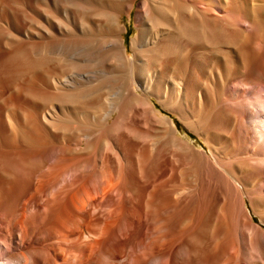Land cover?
Returning <instances> with one entry per match:
<instances>
[{
    "label": "bare ground",
    "instance_id": "6f19581e",
    "mask_svg": "<svg viewBox=\"0 0 264 264\" xmlns=\"http://www.w3.org/2000/svg\"><path fill=\"white\" fill-rule=\"evenodd\" d=\"M10 1L0 97L74 149H0V264H264V0Z\"/></svg>",
    "mask_w": 264,
    "mask_h": 264
},
{
    "label": "rangeland",
    "instance_id": "374dc122",
    "mask_svg": "<svg viewBox=\"0 0 264 264\" xmlns=\"http://www.w3.org/2000/svg\"><path fill=\"white\" fill-rule=\"evenodd\" d=\"M6 1L7 0H0V12L2 13L4 10H9L10 8L13 10V9H16V7L18 8V6H19V8H21V5L19 4L20 2H17V3H14V2H12V1H7V3H6ZM141 0H136V4L137 3H139ZM241 2H243V1H241ZM246 2H248V3H250L251 4V2L252 3H254V4H261L260 2H262V0H246ZM259 2V3H258ZM6 3V4H5ZM12 10H9L10 12L12 11ZM123 11V10H122ZM121 11V12H122ZM11 16V15H10ZM9 16V17H10ZM23 16L22 15H20V18H22ZM10 20H11V17H10ZM120 27H122V28H124L125 30H126V28H127V32H123L122 33V35L125 37V39H126V44H127V49H128V55L129 56H131V54H130V49H129V43H130V40H131V38L136 34V32H137V30H136V27H135V8H133V10L131 11V13H130V16L125 12H122V13H120ZM22 21V24H24V19H22L21 20ZM11 22V21H10ZM21 23V22H20ZM27 27V28H26ZM17 30V34H18V38L20 39V40H22L23 41V39H24V41L26 40L27 42H29V41H31L30 40V37L28 36V33H29V29H28V26H27V24H25L24 25V27L22 26L21 28H20V31L18 30V29H16ZM22 30V31H21ZM24 30V31H23ZM20 33H19V32ZM22 32V33H21ZM14 33H16L15 31H14ZM26 34V35H25ZM20 35V36H19ZM23 35V36H22ZM27 39H26V38ZM23 38V39H22ZM29 39V40H28ZM2 42H0V46H1V48L2 47H4V48H2V49H4V50H7L8 48H6L4 45V43H2ZM4 44V45H3ZM52 77H54V76H52ZM51 77V78H52ZM50 78V79H51ZM50 83H48V85H45V84H41L40 85V89L42 90V91H48V93H50V92H54L55 90H53L52 88H54V87H52L53 85H52V81L50 80L49 81ZM18 83V82H17ZM43 86V87H42ZM45 86H46V88H45ZM48 86V87H47ZM16 88L17 87H13L12 89H10V90H7L6 92L4 91V94H3V92H2V96L0 97V136L2 137V135L4 136V135H7L8 134V136L10 137V139H11V137L12 138H14L16 141H15V143L13 142H9L10 144H4V142H2L3 141V137L1 138L0 137V149H37L38 147H39V149H60V148H63V147H66L67 148V145L66 144H68V147H70V148H67V149H74V147H72L73 146V143H74V139H68V137H66V138H64V140L62 139V138H60V137H58V136H61V135H59L58 133H57V130L55 129V127H51L50 125L49 126H47L48 128L45 130L46 131V133L48 132V136H50V140H48L47 139V137H46V134L42 131V130H40V129H37L36 130V132L34 131V130H32V129H34L33 127H31V124L29 123L30 122V119H33L32 121H36L37 123H39L40 125H41V127H46V125H47V123L46 122H44V120L45 119H43L44 117L42 116L43 114H44V112L45 111H47L49 108H51L53 105V102H51V103H44V105H42V104H40V102H38L37 103V105H27V104H19L20 106H14V105H11L10 104V97L12 96V95H14L17 91H16ZM43 88H45V89H43ZM51 89H52V91H51ZM15 92V93H14ZM9 100V101H8ZM153 101H154V103H155V105H156V108L157 109H159L160 110V112H161V114H163V115H166V116H171L172 118H173V122H174V125H175V127L177 128V130H178V134L180 135V136H186V138H187V140L191 143V144H193L196 148H198V149H200V150H203V151H205V152H207V149H206V147H205V144L203 143V141H202V139H200L199 137H197L194 133H192L185 125H184V123L176 116V115H174V114H172V115H170L169 113H167L166 111H164L161 107H160V105H159V103H158V101L156 100V99H152ZM46 104H50V106L49 105H46ZM25 105V106H24ZM27 105V106H26ZM46 105V106H45ZM30 106H32V108L30 107ZM35 106H39V107H35ZM49 106V107H48ZM30 108V109H28V108ZM26 108V109H25ZM33 108H36V109H33ZM28 109V110H27ZM42 109V110H41ZM47 109V110H46ZM26 110L27 111V113H26V111H25V113H24V111ZM30 110V111H29ZM32 110V111H31ZM37 110H39V112L37 111ZM22 111V112H21ZM21 112V113H20ZM34 113V114H33ZM9 114V115H8ZM17 114V115H16ZM27 116H26V115ZM28 114H29V118H28ZM32 114V115H31ZM10 115H11V117H10ZM25 115V116H24ZM38 115V116H37ZM21 116V117H20ZM22 116H24L23 118H24V120H23V118H22ZM15 118V119H14ZM19 118V119H18ZM26 118V119H25ZM28 118V119H27ZM9 119H10V123H9ZM43 119V120H42ZM19 120H21V121H19ZM28 120H29V122H28ZM20 123H19V122ZM24 121H26L25 123H24ZM11 122H12V124L13 125H15V129H17V132H18V135H17V132H16V130L15 129H13V132L14 133H12V130L9 132V129L11 128ZM43 122V123H42ZM9 124H10V126H9ZM18 124H19V126H18ZM23 124V125H22ZM26 124H27V126H26ZM30 124V127H31V129L29 128V125ZM22 125V126H21ZM9 126V127H8ZM23 126H25L24 128H26L25 130L23 129ZM3 127H6V128H3ZM8 127V128H7ZM14 128V127H13ZM20 128H22V129H20ZM29 128V129H28ZM49 128H50V130H49ZM8 129V130H7ZM12 129V128H11ZM53 129H54V131H53ZM5 130V131H4ZM18 130H20V131H18ZM30 130V131H29ZM4 131V132H3ZM32 131V132H31ZM34 131V132H33ZM19 132H22L23 134L24 133H26V132H30V134L32 133L34 136H36L37 138L38 137H41V139H40V141H39V144H36L34 147H28V146H26V144L24 143V140L21 138V133H19ZM38 132V133H37ZM54 132V133H53ZM7 133V134H6ZM2 134V135H1ZM11 136H10V135ZM15 134H16V137H14L15 136ZM36 134V135H35ZM50 134H52V135H50ZM53 134H57V135H55V136H57L56 137V139H55V136L53 135ZM38 135V136H37ZM42 135H44V136H42ZM52 136V137H51ZM43 138H44V140H43ZM13 139V140H14ZM66 139H68L67 141H66ZM2 140V141H1ZM46 140H48L49 141V143H50V141H51V144L49 145V143H47L48 141H46ZM42 141V143H40ZM43 141H45V142H43ZM73 141V142H72ZM1 143H3V144H1ZM46 145V146H49V147H46V146H44V144ZM63 143V144H62ZM13 144H14V146H13ZM16 144H17V147H16ZM41 144V145H40ZM69 144L71 145V146H69ZM6 145H8V146H6ZM38 145V146H37ZM52 145V146H51ZM56 145V146H55ZM83 145H85V143H84V141H82V147H84ZM13 146V147H12ZM19 146V147H18ZM23 146V147H22ZM24 146H25V148H24ZM55 146V147H54ZM57 146H59V147H57ZM51 147V148H50ZM65 148V149H66ZM255 220H257V217H255L254 218Z\"/></svg>",
    "mask_w": 264,
    "mask_h": 264
}]
</instances>
